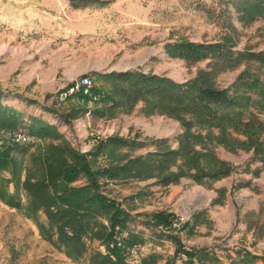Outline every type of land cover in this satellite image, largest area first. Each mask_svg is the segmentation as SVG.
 Returning a JSON list of instances; mask_svg holds the SVG:
<instances>
[{
  "label": "trees",
  "instance_id": "obj_1",
  "mask_svg": "<svg viewBox=\"0 0 264 264\" xmlns=\"http://www.w3.org/2000/svg\"><path fill=\"white\" fill-rule=\"evenodd\" d=\"M232 6L243 24L264 17V0H232ZM230 31L235 32V28L230 26ZM234 46L229 33L214 42H166L165 53L188 65L208 60L205 67L184 81L138 69L93 73L101 82L92 88L98 97L95 116L108 119L120 112L129 113L141 103L146 115L160 114L179 121L181 131L175 147L166 137L141 141L110 135L97 140L92 149L80 151L54 123L40 115L29 114L25 120L24 111L8 103L9 93L0 88V133L24 129L33 137L29 143L0 151V202L32 220L42 239L72 261L225 264L211 248L188 247L182 242L172 227L174 212L160 209L133 215L105 188L129 180L151 179V184L165 187L183 177L202 185L221 179L230 175L234 166L216 154L217 146L232 152H251L252 159L261 163L254 173L264 170V122L258 116L264 113V49L238 50ZM241 65L244 67L228 85L216 83L219 73ZM14 97L27 104L37 103L20 94ZM42 109L54 112L52 108ZM71 110V114L76 113L81 107L71 106ZM147 145L151 149L145 153L131 154ZM139 195L137 192L133 197ZM202 212L193 213L178 230L193 234L202 222ZM138 216H144L143 226L158 231H153L154 236L174 245L171 255L164 257L152 249L138 259L132 257L133 250L152 238L131 225ZM233 253L226 254L227 264H264V254L245 247Z\"/></svg>",
  "mask_w": 264,
  "mask_h": 264
},
{
  "label": "rangeland",
  "instance_id": "obj_2",
  "mask_svg": "<svg viewBox=\"0 0 264 264\" xmlns=\"http://www.w3.org/2000/svg\"><path fill=\"white\" fill-rule=\"evenodd\" d=\"M76 3L81 5L75 6ZM230 26L235 32L230 31ZM225 33L233 37L234 49H264V17L241 23L232 0H0V72L9 75L10 82L30 79L20 92L15 86H4L5 82L0 83V88L9 93L8 98L20 94L34 99L33 96L44 94L43 99H35L37 103L21 109L25 120L29 114L40 115L54 123L80 151L92 149L97 140L110 135L141 141L166 137L175 147L181 125L174 118L146 115L141 103L129 113L120 112L108 119L95 116L93 111L86 115L76 97L59 101L58 92L83 75H89L94 84L101 83L93 73L112 70L138 69L184 81L205 67L208 60L188 65L180 58L168 56L164 44L179 39L214 42ZM243 67L219 73L216 83L228 85ZM77 105L81 111L71 114V106ZM44 107L54 112L43 110ZM258 116L264 122V113ZM147 149L151 147L147 145L131 154L145 153ZM215 151L232 163L234 170L205 185L185 177L165 187L151 184V179L129 180L110 183L105 192L133 215L167 209L187 221L193 213L203 211L202 222L193 234L186 229L175 232L188 247L211 248L225 264L226 254H234L239 247L262 255L264 170L254 173L261 163L244 150L232 152L217 146ZM137 192L140 195L133 197ZM143 219L144 216L135 217L131 225L152 238L133 250L132 257L138 259L152 249L164 257L171 255L174 245L154 236L153 231H158L143 226ZM0 264L86 261L70 260L42 239L32 220L0 202Z\"/></svg>",
  "mask_w": 264,
  "mask_h": 264
},
{
  "label": "built area",
  "instance_id": "obj_3",
  "mask_svg": "<svg viewBox=\"0 0 264 264\" xmlns=\"http://www.w3.org/2000/svg\"><path fill=\"white\" fill-rule=\"evenodd\" d=\"M94 82L89 75H83L77 78L68 88L62 89L58 92L57 99L59 101L76 95L77 102L86 115H89L94 110V103L98 99L97 95L93 93L92 88ZM99 136V135H97ZM33 137L24 129H6L0 133V151L5 147H12L15 145H22L29 143ZM185 222L183 215H178L172 221L174 230L178 229L182 223Z\"/></svg>",
  "mask_w": 264,
  "mask_h": 264
},
{
  "label": "crops",
  "instance_id": "obj_4",
  "mask_svg": "<svg viewBox=\"0 0 264 264\" xmlns=\"http://www.w3.org/2000/svg\"><path fill=\"white\" fill-rule=\"evenodd\" d=\"M29 81H30V79H27L26 81H24V82H16V81H9V75H7V74H2L1 72H0V83H4V86H6V85H8V86H15L16 88H15V90L16 91H21L22 89H21V86H24L25 84H27V83H29ZM61 86V85H60ZM51 93L53 92V91H50ZM43 97H44V94H42L40 97H37V96H33V98L34 99H39V98H42L43 99ZM10 100H7V102L9 103L10 102V104H12V105H14L16 108H18V109H22V108H25V107H27V106H30L31 104H27L26 102H24V100H22V99H20V98H16V97H14V96H10V98H9Z\"/></svg>",
  "mask_w": 264,
  "mask_h": 264
}]
</instances>
